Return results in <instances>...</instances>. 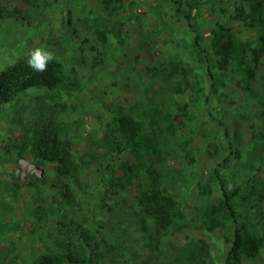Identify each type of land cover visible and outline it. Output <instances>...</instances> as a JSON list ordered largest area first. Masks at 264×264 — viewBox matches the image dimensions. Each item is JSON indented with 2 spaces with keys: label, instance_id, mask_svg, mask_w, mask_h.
Instances as JSON below:
<instances>
[{
  "label": "rangeland",
  "instance_id": "374dc122",
  "mask_svg": "<svg viewBox=\"0 0 264 264\" xmlns=\"http://www.w3.org/2000/svg\"><path fill=\"white\" fill-rule=\"evenodd\" d=\"M182 3L183 10L192 7L193 27L207 47L209 32L218 25L255 46L258 26L250 28L235 19L238 7L250 10L249 1ZM0 4L25 18L0 19V67L43 48L60 62L64 76L63 86L52 94L31 90L27 98L0 111V264H34L52 245L53 222L63 215L88 223L100 241L98 264H175L176 252L190 239L204 240L214 264H224L232 229L206 230L199 211L220 199L211 176L227 156L231 160L219 172L229 189L254 180L261 183L259 207L248 203L245 210L264 227V59L258 61L250 92L242 89L243 73L232 62L222 69L215 64V80H210L192 53L195 34L175 14L171 0ZM172 62L192 71L190 85L179 91L181 76L169 73ZM198 88L201 92L195 93ZM38 95L52 106L50 120L69 127L68 160L77 165L72 176L58 177L53 163L32 164L29 148L23 159L14 150L6 151L24 140L25 130H32V120L39 115ZM117 112L151 124L160 133L161 184L173 197L178 216L175 226L162 234H156L149 221L141 224L134 182L128 185L122 177L123 186L113 187L124 162L136 163L138 158L125 152L105 161L103 151L90 143ZM61 138L57 135L56 140ZM62 183L74 196L72 204L61 196ZM38 207L43 219L38 218ZM109 246L119 250L109 253ZM243 264H264V248Z\"/></svg>",
  "mask_w": 264,
  "mask_h": 264
},
{
  "label": "trees",
  "instance_id": "16d2710c",
  "mask_svg": "<svg viewBox=\"0 0 264 264\" xmlns=\"http://www.w3.org/2000/svg\"><path fill=\"white\" fill-rule=\"evenodd\" d=\"M111 1L119 0H106V3ZM171 1L175 14L182 17L195 34L192 53L196 61L206 68L210 80H215L213 74L215 64L222 69L234 63L237 70L243 73L245 86L242 89L250 92V84L255 78L258 61L264 59V0H247L250 7L248 12H245L243 7H238L236 10L235 19L246 23L250 28L258 26L255 46L250 42L237 40L229 28L218 25L209 32L208 47L203 36L193 27L195 14L192 7L188 4L187 10H183L182 0ZM21 13L17 9L9 11L0 4V19H18L19 15L20 18L25 19ZM251 56H254V59H250ZM28 59L29 55L23 56L12 64L0 67V111L7 105L13 106L21 99L27 98L31 90H38L39 93L43 91L46 95H50L63 86L64 76L57 59L54 58L49 62L43 72L33 70L28 64ZM191 72V68L181 62L170 64V76H181L177 91L181 86L190 85L188 76ZM196 92H201V88ZM35 99L40 101V106L37 110L39 115L32 120V130L30 132L25 130L24 140L20 143L13 142L12 145L7 146L6 151L14 150L22 159L30 154V162L36 166L44 167L47 163H53L58 177L72 176L77 165L73 160H68L69 127L65 123L50 120L52 106L47 105L43 95H38ZM37 112L34 114L37 115ZM154 127L136 120L129 114L117 112L106 122L101 135L94 140L91 139L90 143L96 150L103 151L105 161L110 157L121 156L125 152H130L138 158L136 163L124 162L121 177L113 187L123 186L122 177L128 185L135 183L138 218L141 224L149 221L154 232L159 235L175 226L178 216L173 197L161 184L158 168L162 153L161 136ZM57 135H61L62 138L56 140ZM27 148L29 153L24 156V150ZM235 153L232 152L233 155ZM88 157H90L88 160L94 159L91 154ZM230 160V156L223 158L213 170L211 181L218 184L220 199L216 203L203 206L199 211V217L208 231H227V227H231L230 247L224 264H243L245 260L255 259L264 248V227H259L255 219L248 214V210H245V205L248 203L258 208L263 194L261 183L255 180L249 186L245 183L244 186H236L232 189L227 187L219 169L226 167ZM59 188L66 203L72 204L74 196L68 184L62 183ZM42 211L40 207L37 208L40 219H43ZM87 225L85 221L64 215L55 220L51 233L52 245L45 249L34 264H98L101 259L97 251L100 241L95 239ZM144 230L147 231L145 226ZM148 237L152 236L148 234ZM112 249L119 250L115 246H109V253ZM175 264H214V262L209 257V246L204 240L190 239L176 252Z\"/></svg>",
  "mask_w": 264,
  "mask_h": 264
},
{
  "label": "clouds",
  "instance_id": "9594fccd",
  "mask_svg": "<svg viewBox=\"0 0 264 264\" xmlns=\"http://www.w3.org/2000/svg\"><path fill=\"white\" fill-rule=\"evenodd\" d=\"M53 59L54 55L51 52L43 48H36L29 54L28 64L33 70L43 72Z\"/></svg>",
  "mask_w": 264,
  "mask_h": 264
}]
</instances>
